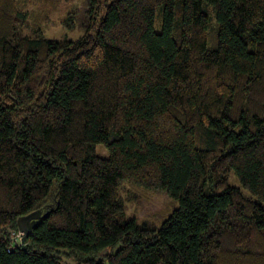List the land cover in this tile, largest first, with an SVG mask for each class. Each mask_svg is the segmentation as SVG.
<instances>
[{"label": "trees", "instance_id": "16d2710c", "mask_svg": "<svg viewBox=\"0 0 264 264\" xmlns=\"http://www.w3.org/2000/svg\"><path fill=\"white\" fill-rule=\"evenodd\" d=\"M60 3L0 0V264H264V0H89L48 38Z\"/></svg>", "mask_w": 264, "mask_h": 264}, {"label": "rangeland", "instance_id": "374dc122", "mask_svg": "<svg viewBox=\"0 0 264 264\" xmlns=\"http://www.w3.org/2000/svg\"><path fill=\"white\" fill-rule=\"evenodd\" d=\"M34 1L38 2V0ZM88 1L89 0H61L59 11L53 16L51 28L46 31L45 36L48 38L67 37L69 39L79 37L83 33V29L79 26L81 23L80 19H82L81 17L85 9L89 7L87 4ZM69 9H74L80 13V19H77V26L74 29L63 27L58 22V18ZM97 152L101 156L109 155L107 148L103 144L97 145ZM230 184L241 187V183L235 173H232L230 176ZM121 195L128 217H134L140 222H149L151 225L156 226H159L163 220V211L174 207L175 204V201L165 190L145 189L134 184L126 185L122 189Z\"/></svg>", "mask_w": 264, "mask_h": 264}, {"label": "water", "instance_id": "95a60500", "mask_svg": "<svg viewBox=\"0 0 264 264\" xmlns=\"http://www.w3.org/2000/svg\"><path fill=\"white\" fill-rule=\"evenodd\" d=\"M35 218H37L36 212L26 216H21L18 219V228L22 243L26 241L28 235L31 233L32 224L35 223Z\"/></svg>", "mask_w": 264, "mask_h": 264}, {"label": "built area", "instance_id": "2783aa9c", "mask_svg": "<svg viewBox=\"0 0 264 264\" xmlns=\"http://www.w3.org/2000/svg\"><path fill=\"white\" fill-rule=\"evenodd\" d=\"M11 237H12V239H13V241H20V243L22 242L21 241V237H20V234H19V232H15V231H13L12 232V234H11ZM13 244L9 247V250H11L12 248H13Z\"/></svg>", "mask_w": 264, "mask_h": 264}]
</instances>
